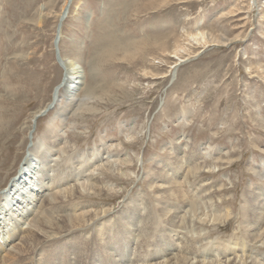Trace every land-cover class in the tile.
<instances>
[{
	"label": "rangeland",
	"instance_id": "374dc122",
	"mask_svg": "<svg viewBox=\"0 0 264 264\" xmlns=\"http://www.w3.org/2000/svg\"><path fill=\"white\" fill-rule=\"evenodd\" d=\"M64 1L0 0V125L5 127L0 191L21 175L29 148L48 130L58 131L75 154L104 143L117 155L108 166L95 163L89 169L98 170L109 187L78 197L76 203L104 205L112 213L140 194L155 209L158 187L149 190L146 183L157 182L166 170L183 177L181 186L174 185L181 191L168 186L173 194L180 192L194 203L196 188L200 192L214 185L215 205L232 210L227 219L203 222L206 208H197L194 223L203 235L219 243L245 240L264 253V246L246 238L242 197L248 190L264 193V178L254 172L264 171V0H71L57 52L54 39ZM150 2L155 8L144 9ZM40 8L42 23L37 21ZM199 33L208 44L191 40ZM152 37L160 45L141 59L100 58L106 43L126 45ZM58 53L60 61L77 60L82 77L76 101L66 106L63 118V92L60 104L47 109L63 83ZM96 84L107 95L97 91L100 100L87 102L83 93ZM83 102L88 109L81 107ZM176 147L196 152L199 178L189 176L188 161L173 174L180 159ZM186 218L184 226L190 215Z\"/></svg>",
	"mask_w": 264,
	"mask_h": 264
},
{
	"label": "bare ground",
	"instance_id": "6f19581e",
	"mask_svg": "<svg viewBox=\"0 0 264 264\" xmlns=\"http://www.w3.org/2000/svg\"><path fill=\"white\" fill-rule=\"evenodd\" d=\"M70 1H64L59 21L62 16H66ZM149 4L150 7L144 9L155 8L154 3ZM43 11L44 8H40L37 13L39 23H42ZM59 33L60 28L57 26L54 39L56 51ZM191 40L197 45L208 44L204 33L192 36ZM157 45L160 43L156 37L126 45L106 43L100 58L136 61L153 47L157 48ZM56 59L59 63L62 61L65 68L63 83L53 92L47 109L58 105L62 92L66 97L65 107L70 106L76 101L82 81L77 60L65 58L60 61L59 53ZM87 87L83 93L87 102L100 100L97 91L107 95V90L99 84ZM84 103L81 107L88 109V104ZM65 107L61 108V114L67 111L68 107ZM43 112L36 113L32 123ZM60 116L63 118L64 114ZM1 125L0 134L5 128ZM187 145L184 144L185 147ZM72 146L58 131L48 130L29 148V155L20 164L22 172L19 177L16 176L18 179L0 191V264H260L257 260H264V253L249 248L245 240L211 241V237L203 235L202 228L195 226L194 221L199 217L197 208H206L203 222L208 217L213 222H219L233 213L230 209L215 205L210 194L214 185L200 192V186L195 189L194 185L193 189L197 190L193 197L194 203L186 201L180 192H176L180 187L175 186L182 185L179 181L182 175L176 173L186 161L189 163V176L199 178L198 172L202 167L191 147L188 148L189 152L176 147L177 157L180 158L173 173L176 175L169 176L164 170L157 182L146 183L149 190L158 187L155 194L156 203L160 204L158 207L154 209L148 198L139 194L131 198L129 203L126 201L120 210L111 213L104 205L99 208L100 204L75 201L78 197L89 193L96 195L109 187V181L98 170L90 172L89 169L95 163H100V167L108 166L112 162L110 159L117 155L108 152L104 143L78 154L72 152ZM261 165L264 167V161ZM254 172L259 180H263L264 171L263 174L262 170L256 169ZM183 180L186 184L190 182L186 181L187 177ZM171 185L177 189L174 194L171 192L173 189L168 187ZM256 190L260 191L259 194L248 190L242 196L246 205V210L243 208V220L248 241L258 242L263 247L264 204L261 202H264V193L261 189ZM188 215V224L184 226ZM158 224L160 229L156 227Z\"/></svg>",
	"mask_w": 264,
	"mask_h": 264
},
{
	"label": "water",
	"instance_id": "95a60500",
	"mask_svg": "<svg viewBox=\"0 0 264 264\" xmlns=\"http://www.w3.org/2000/svg\"><path fill=\"white\" fill-rule=\"evenodd\" d=\"M69 1H70V0H69ZM63 18H64V17L62 16V17L60 18V20L63 21ZM60 24H61V22H60ZM60 24L58 25V28H60ZM55 43H57V40L55 41Z\"/></svg>",
	"mask_w": 264,
	"mask_h": 264
}]
</instances>
